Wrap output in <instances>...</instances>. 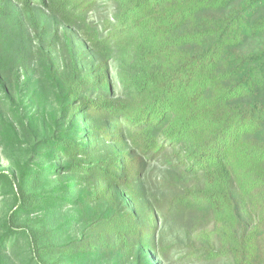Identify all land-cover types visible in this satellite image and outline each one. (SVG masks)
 Returning a JSON list of instances; mask_svg holds the SVG:
<instances>
[{"label":"trees","instance_id":"trees-1","mask_svg":"<svg viewBox=\"0 0 264 264\" xmlns=\"http://www.w3.org/2000/svg\"><path fill=\"white\" fill-rule=\"evenodd\" d=\"M0 146V264H264V0H0Z\"/></svg>","mask_w":264,"mask_h":264},{"label":"rangeland","instance_id":"rangeland-1","mask_svg":"<svg viewBox=\"0 0 264 264\" xmlns=\"http://www.w3.org/2000/svg\"><path fill=\"white\" fill-rule=\"evenodd\" d=\"M4 6V5H3ZM10 5H7L8 10H11ZM49 21L45 19V21ZM28 24V23H26ZM31 28V24H28ZM19 154L16 152V155H8L5 153L0 146V168L6 169L11 164V159ZM211 228V227H209ZM164 244L166 245V253L164 255L165 264H215L206 261H199L198 258H187L188 247L190 246V236L186 234V228L184 222L180 219H171L169 220L164 227ZM197 244V242H196ZM219 264H223L220 263Z\"/></svg>","mask_w":264,"mask_h":264}]
</instances>
